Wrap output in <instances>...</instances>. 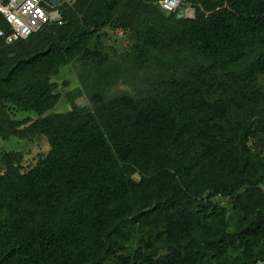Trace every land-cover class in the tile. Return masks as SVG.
Instances as JSON below:
<instances>
[{
	"label": "trees",
	"instance_id": "1",
	"mask_svg": "<svg viewBox=\"0 0 264 264\" xmlns=\"http://www.w3.org/2000/svg\"><path fill=\"white\" fill-rule=\"evenodd\" d=\"M188 1L192 19L152 0H74L61 24L0 38V139L43 136L50 147L27 171L19 153L3 156L0 264H264V165L247 145L257 135L264 146V0ZM105 30L134 43L126 56L90 48ZM67 65L88 107L46 115ZM9 107L39 118L14 120ZM205 194L235 199L232 233L193 217L210 207ZM155 202L163 232H147L129 257L120 228Z\"/></svg>",
	"mask_w": 264,
	"mask_h": 264
},
{
	"label": "rangeland",
	"instance_id": "2",
	"mask_svg": "<svg viewBox=\"0 0 264 264\" xmlns=\"http://www.w3.org/2000/svg\"><path fill=\"white\" fill-rule=\"evenodd\" d=\"M6 1L7 0H0V3H5ZM186 4L189 5L190 2L186 0ZM70 6L59 5L58 10L60 17L61 10ZM103 32L106 36L92 40L90 48L105 47L108 54H113L115 57L119 54L121 57H124L133 47V42L126 41L125 39L123 40V37H119L114 31L105 30ZM115 53H117V55ZM150 55L154 59L162 60L168 64L181 66H207L209 64V61L205 58L197 57L192 54L176 55L151 52ZM52 82H56L58 84L57 93L59 94V100L55 107L46 115L53 112H65L73 105L88 107L86 94L82 90L71 65L60 68L57 77H55ZM257 83L264 92V76L259 77ZM113 93L114 89L109 92V95ZM8 113L12 119L17 121L36 120L39 118V116L33 114V112H15L12 107L8 108ZM257 122L259 124L264 123V114H262L261 118ZM261 143L262 141L256 135L249 138L247 145L253 153V159L264 165V146H261ZM49 150L50 147L48 140L43 136H36L31 141H16L13 139L3 141L0 139V165L3 161L4 154L17 152L21 155L20 166L22 167V170L27 171L33 168L40 160L44 159ZM131 179L138 180L139 176L134 174L131 176ZM203 198L204 200L209 199L210 207L207 210L202 208L194 209L192 211L193 217L199 218L201 222L208 224L213 228L223 225L226 228L227 233H232L233 226L237 218L234 207L235 199L220 198L218 196L209 198L208 194H205ZM156 203L157 202L150 206V213L142 215L141 217H130L127 222L121 226L120 234L116 237V240L125 247V253L127 256H133V254L140 247L141 239L147 232L150 230H155L158 233L163 232V221L159 216ZM1 219H4V217L2 216ZM165 253V249L160 251V255H164ZM112 261L113 260L111 258L107 264H110Z\"/></svg>",
	"mask_w": 264,
	"mask_h": 264
},
{
	"label": "built area",
	"instance_id": "3",
	"mask_svg": "<svg viewBox=\"0 0 264 264\" xmlns=\"http://www.w3.org/2000/svg\"><path fill=\"white\" fill-rule=\"evenodd\" d=\"M74 0H59L53 4L50 0H7L0 3V15L8 26L5 34L0 30V38L5 45L13 44L19 40H26L33 33L61 17L58 10L59 5H71ZM159 9L167 13H178L182 11L185 17L194 18V9L191 6L184 7V0H152ZM116 35L123 37L122 30H116Z\"/></svg>",
	"mask_w": 264,
	"mask_h": 264
},
{
	"label": "water",
	"instance_id": "4",
	"mask_svg": "<svg viewBox=\"0 0 264 264\" xmlns=\"http://www.w3.org/2000/svg\"><path fill=\"white\" fill-rule=\"evenodd\" d=\"M53 4H57L59 2V0H50ZM176 16L178 19H183V18H186L185 15L183 14L182 11H179L178 13H176ZM59 20L58 19H55L53 20L52 22L53 23H57ZM85 106V105H83Z\"/></svg>",
	"mask_w": 264,
	"mask_h": 264
}]
</instances>
